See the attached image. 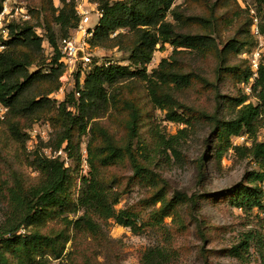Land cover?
Returning <instances> with one entry per match:
<instances>
[{"label": "trees", "instance_id": "16d2710c", "mask_svg": "<svg viewBox=\"0 0 264 264\" xmlns=\"http://www.w3.org/2000/svg\"><path fill=\"white\" fill-rule=\"evenodd\" d=\"M256 1L259 5L264 4V0ZM174 2L124 0L111 3L99 0L103 17L94 27L89 42L93 47H106L114 41L124 43L131 54V65H99L94 62L83 83L78 75L75 89L60 104L48 97L60 88L59 79L66 69L62 61L61 43L70 38L71 32L79 24L75 0H71L70 4L63 0V10L53 18V22L60 27V35L49 27L47 43L53 49L54 56L47 73L41 69L30 72V68L41 58L44 42L36 27L29 23L10 26L11 38L6 42V50L0 54V104L9 108V113L0 122L6 125L13 140L22 142L25 147L26 135L22 134V128L16 120L48 117L57 130L55 150L59 151L66 145L65 152L78 162V168L81 165L80 139L87 135L90 127L91 133L101 142L95 144L92 139L88 145L87 175H75V170L67 167L60 158L53 159L35 153L30 162V167L38 173L34 183H27L16 173L11 175V182L0 181V202L6 207L0 222V264H47L50 260H61L70 241L76 247L80 237L100 236L103 223L108 221H114L135 233L142 232L143 228L138 225V212L132 209L116 210L126 190H121L122 185L117 177L107 174L112 168L129 161L134 172L130 184L135 179L138 184L158 187L163 180L152 172L151 167L157 158L169 150L177 156L180 137L199 120H212L213 143L216 144L218 159L232 149V137L247 134L255 139L250 148L237 147L235 151L251 157L259 164L260 171L250 173L244 185H238L223 195L233 206L246 212L263 208L264 191L259 188V184L264 182V143L258 142L256 138L258 132L264 129V60L253 95L257 104H246L249 97L244 94L237 98L224 97L235 112L232 120H218L181 104L176 93L196 84H209L199 74L187 70L183 61L187 53L195 52L205 57L225 56L228 52L239 53L243 44L238 40H230L219 53L216 40L210 33L192 34L185 30L186 26L196 22H204L211 29L213 22L180 14L179 8L173 7ZM1 6L0 0V11ZM168 16L175 23L168 21ZM121 29L130 30L132 35L129 42H126L127 39L124 42V36L111 38L113 33ZM261 31L264 35V26ZM159 45L161 49L170 45L173 48L172 55L163 60L151 74H147V65ZM221 70L225 75L235 74L234 68L225 67ZM250 77L248 65V71L238 76V82H248ZM135 79L145 85L149 102L155 109L165 112L169 122L186 127L171 138L157 132V141L151 146L145 145L141 153L134 149V142L139 138L143 114L138 106L123 97L124 89L131 86L125 83ZM120 103L122 106H118ZM111 105L119 112L128 113L125 121L128 140L124 145H119L96 121L109 112ZM140 157L145 159V164L141 163ZM79 180L81 187L78 190ZM157 203L162 206L153 214L154 227H162L164 219L173 217L179 230L186 227L181 210L187 205L193 207L197 204L192 197L182 193H176L168 201L164 187L157 190L147 206ZM70 216L76 219L72 220ZM52 223L60 224L63 228L49 229ZM142 259L144 264H167L173 255L155 249Z\"/></svg>", "mask_w": 264, "mask_h": 264}, {"label": "rangeland", "instance_id": "374dc122", "mask_svg": "<svg viewBox=\"0 0 264 264\" xmlns=\"http://www.w3.org/2000/svg\"><path fill=\"white\" fill-rule=\"evenodd\" d=\"M108 1L114 3L124 0ZM70 2L66 0L67 4ZM89 2L97 4L99 8V0H89ZM248 3L258 16L261 27L264 26V4L259 5L256 0H249ZM173 7L179 8V13L184 16L212 21L211 29L204 22H196L186 26L185 30L192 34L210 33L216 40L219 53L230 40H238L243 44L239 53L228 52L225 56L219 54L205 57L195 52L187 53L183 60L187 70L199 74L209 84H196L186 91L176 93L177 100L181 104L197 112L206 113L218 120H232L235 112L224 97L237 98L245 95L242 83L238 82V76L248 71V63L243 58V54H250L257 45L250 32L251 14L243 11L237 0H175ZM63 8V0H31L30 2L32 19L29 24L35 26L38 34L44 39L41 58L30 68L31 73L40 69L47 73L50 69L54 51L47 44L48 30L50 27L60 35V27L53 22V18L57 17ZM167 20L173 22L171 16H168ZM98 21L99 19L93 16L89 26L94 28ZM131 35L130 30L121 29L113 33L111 38L124 36L126 37L124 42L126 39V42H129ZM78 37L80 39L82 34ZM123 44H118L116 41L107 44L106 47H93L90 44L92 63L89 68L82 72V67L78 65L70 76L64 78L65 70L59 79L60 88L48 98L57 104L64 102L66 96L75 89L78 75L83 83L84 77L92 70L94 62L99 65L110 63L121 66L131 65V54L127 45ZM172 52L173 48L170 45H166L164 49L159 45L152 61L147 65V74L157 69L163 60L169 59ZM263 60L264 55L261 63ZM225 67L234 68L235 74L225 75L221 70ZM125 84L131 86L124 89L123 97L138 106L143 114L139 138L134 142V149L139 153L145 149V145L151 146L157 141L155 138L157 132L166 138H171L179 135V132L186 128L169 122L165 112L151 105L145 85L141 81L135 79ZM248 102L257 104L254 96L248 98L246 104H249ZM127 118L128 113L119 112L111 105L109 112L96 121L119 145H124L128 140L125 127ZM16 122L22 128V134L26 135L25 147L22 142H15L6 125L0 122V181L11 182V175L16 173L27 183H34L38 173L30 167V162L34 159L35 153L48 157L56 155L57 130L49 118L44 116L21 118ZM211 123L212 120H199L188 127L180 137L178 155L169 150L167 154L163 153L162 157L156 159L151 169L163 180L156 188L138 184L135 179L130 184L134 172L129 161L112 168L110 175L107 174L117 177L122 185L121 190H126L115 207L116 210L132 209L138 212V225L143 228L142 232L135 233L114 221H108L103 223V233L100 236L80 237L76 247H73V242L70 241L63 258L57 261L50 260L47 264H144L143 256L155 249L173 255V259L167 264H264V200L262 209L246 212L233 206L223 195L238 185H244L250 173L260 171L259 164L251 157L235 151L237 147L250 148L255 139L247 134L232 137V149L218 159L212 135L214 126ZM90 128L87 135L80 139L79 168L78 162L69 158L67 154L66 157L64 154L60 157V160L67 167L75 170V175L79 177L89 172L87 162L89 143L92 139L95 144L101 142L91 133ZM256 139L264 143V129L258 132ZM139 159L145 164L143 157ZM80 187L79 180L78 190ZM161 187H164L168 201L176 193H182L197 202L195 206L187 205L188 207L181 210L185 229L179 230L173 217L164 219L162 227H154L153 214L162 204L147 206V202ZM259 188L264 191V182L259 184ZM5 212V204L0 202V222ZM70 219L74 220L76 217L70 216ZM48 228L61 230L63 227L52 223ZM44 232L47 233V230Z\"/></svg>", "mask_w": 264, "mask_h": 264}, {"label": "built area", "instance_id": "2783aa9c", "mask_svg": "<svg viewBox=\"0 0 264 264\" xmlns=\"http://www.w3.org/2000/svg\"><path fill=\"white\" fill-rule=\"evenodd\" d=\"M248 1L249 0H237L240 8L251 14L252 25L250 32L253 39L257 42L256 47L250 54H243V58L249 65L251 77L248 82L242 83V88L244 89L245 95L250 98L254 95L255 86L259 79L261 59L264 55V35L261 31L260 20ZM1 2L0 54L6 50V42L11 38L10 26L13 24L29 23L32 19L30 9L31 0H1ZM75 8L80 22L70 38L63 40L60 46L62 61L66 65L64 78L67 75L70 76L78 65L82 67V72H85L91 65L92 56L89 52V40L93 37L94 28L90 27L89 24L91 23L93 16H96L99 20L103 17V11L98 8L97 4H92L89 0H75ZM81 34L82 37L79 39L78 36ZM51 50L53 51V49ZM77 95L79 96V94ZM8 113L9 108L0 104V120H4ZM55 154V156L49 158H60L63 157V154L66 157L67 153L64 149H61L58 152H55Z\"/></svg>", "mask_w": 264, "mask_h": 264}]
</instances>
